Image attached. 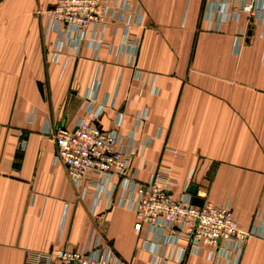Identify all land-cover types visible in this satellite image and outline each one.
Instances as JSON below:
<instances>
[{
  "label": "crops",
  "instance_id": "crops-1",
  "mask_svg": "<svg viewBox=\"0 0 264 264\" xmlns=\"http://www.w3.org/2000/svg\"><path fill=\"white\" fill-rule=\"evenodd\" d=\"M57 1L0 0V264L85 245L92 229L128 264H150L134 214L102 201L92 215V196L79 199L65 167L53 161V134L84 116L95 68L85 47L64 70L63 60L52 61L56 35L45 34L42 13ZM130 1L143 9L134 30L141 39L136 67L155 76L157 92L142 91L133 70L120 69L103 47L100 126L112 129L122 112L119 132L127 135L136 111L146 109L136 139H153L140 179L162 164L175 194L188 181L194 195L228 205L240 227H251L258 214L264 221V28L246 16L210 25L208 7L216 14L223 0ZM106 40L118 43L111 32ZM184 264L210 263L203 250ZM239 264H264V240L250 238Z\"/></svg>",
  "mask_w": 264,
  "mask_h": 264
},
{
  "label": "built area",
  "instance_id": "built-area-1",
  "mask_svg": "<svg viewBox=\"0 0 264 264\" xmlns=\"http://www.w3.org/2000/svg\"><path fill=\"white\" fill-rule=\"evenodd\" d=\"M217 13L207 9V21L238 22L246 16L250 25L257 22L264 28V0H223ZM45 34L56 35L52 61L63 60L64 70L71 59L85 47L95 63L93 81L84 93V116L72 129L58 127L53 134L56 151L54 163L62 164L83 200L92 196L90 213L96 216L102 201L106 209H125L134 214V230L142 233L139 248L147 252L150 264H184L189 256H199L205 250L210 264H239L247 241L264 240V221L258 214L248 229L234 220L228 205H214L189 192L186 181L179 193L171 189L170 170L158 164L147 179L139 177L145 166V151L153 137L142 142L136 134L142 128L148 111H136L127 135L119 132L123 113L117 112L112 129H103L99 122L106 106L97 102L98 86L104 65L100 52L106 47L113 63L133 70L140 89L157 92L152 74L137 69L136 60L141 39L134 30L142 25L143 9L130 0H58L42 13ZM111 32L118 43L107 42ZM264 38V31H260ZM242 36L234 39L233 48L239 52ZM113 107V105H112ZM26 142L19 144L24 149ZM139 162V163H138ZM201 200L193 204V197ZM68 206L63 220L66 219ZM63 228V222L62 227ZM26 264H128L93 229L85 245L63 244L46 253L30 256Z\"/></svg>",
  "mask_w": 264,
  "mask_h": 264
},
{
  "label": "water",
  "instance_id": "water-1",
  "mask_svg": "<svg viewBox=\"0 0 264 264\" xmlns=\"http://www.w3.org/2000/svg\"><path fill=\"white\" fill-rule=\"evenodd\" d=\"M189 192L192 193L193 195L195 194V190H194V188L192 186L189 187ZM192 202L195 205H200L201 200L199 198H197V197L194 196Z\"/></svg>",
  "mask_w": 264,
  "mask_h": 264
},
{
  "label": "rangeland",
  "instance_id": "rangeland-1",
  "mask_svg": "<svg viewBox=\"0 0 264 264\" xmlns=\"http://www.w3.org/2000/svg\"><path fill=\"white\" fill-rule=\"evenodd\" d=\"M99 234L101 235V236H103V234L101 233V232H99ZM104 237V236H103ZM105 241V240H104ZM108 242V241H107ZM110 243V242H109Z\"/></svg>",
  "mask_w": 264,
  "mask_h": 264
}]
</instances>
